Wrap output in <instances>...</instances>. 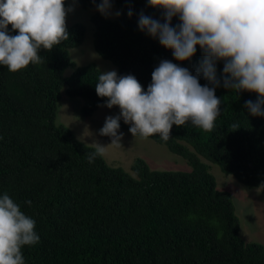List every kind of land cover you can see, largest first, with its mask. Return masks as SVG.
Masks as SVG:
<instances>
[{
	"label": "trees",
	"instance_id": "16d2710c",
	"mask_svg": "<svg viewBox=\"0 0 264 264\" xmlns=\"http://www.w3.org/2000/svg\"><path fill=\"white\" fill-rule=\"evenodd\" d=\"M76 1L83 9L100 3ZM112 9L120 13L114 20L100 13L92 17L94 45L118 76L134 75L147 91L154 69L169 60L198 75L202 86L215 87L221 114L211 132L189 123L173 125L167 142L150 137L185 159L190 171L152 170L138 158L130 174L104 157L89 163L87 153L94 148L57 124L63 90L85 100L84 117L107 102L95 91L102 72L71 60L70 50L85 40L84 25L67 24L69 39L51 52L41 49V64L16 73L0 65V195L7 192L36 221L40 237L23 249L25 264H264V245L241 238L232 194L218 188L201 160L264 193V117L245 107L258 94L224 87L223 61L216 63L219 86L198 74L204 60L199 45L191 60L178 61L158 37L142 31L141 12L165 22L163 10L148 0H112ZM179 23L173 17L172 27ZM9 34L18 32L9 25ZM70 67L73 72L64 76ZM129 128L120 121V129Z\"/></svg>",
	"mask_w": 264,
	"mask_h": 264
},
{
	"label": "clouds",
	"instance_id": "9594fccd",
	"mask_svg": "<svg viewBox=\"0 0 264 264\" xmlns=\"http://www.w3.org/2000/svg\"><path fill=\"white\" fill-rule=\"evenodd\" d=\"M148 4L163 10L165 22L141 12L142 31L158 37L178 61L191 60L199 45L204 60L198 74L202 71L213 85L220 84L216 63L223 61L224 87L235 93L258 94L257 100L247 101L245 107L252 116L264 117V0H148ZM111 9L112 0L97 4L102 15H110ZM68 11L65 0H0V65L16 73L43 63L41 49L51 52L69 39ZM173 17L180 20L176 27H172ZM9 25L18 34H9ZM95 91L107 98L109 109L118 106L120 114L106 118L99 134L110 137L111 143H92L89 163L103 157L108 147L121 146V118L130 125L135 140L158 135L167 142L173 125L190 123L211 132L221 114L215 87L202 86L198 75L169 60L154 69L147 91L134 75L118 76L114 70L99 75ZM230 127L238 129L239 125ZM35 229L36 221L7 192L0 195V264H25L23 249L40 240Z\"/></svg>",
	"mask_w": 264,
	"mask_h": 264
},
{
	"label": "rangeland",
	"instance_id": "374dc122",
	"mask_svg": "<svg viewBox=\"0 0 264 264\" xmlns=\"http://www.w3.org/2000/svg\"><path fill=\"white\" fill-rule=\"evenodd\" d=\"M66 9H69L66 17L67 24L80 23L86 29V36L83 44L70 50L71 60L76 67L95 65L101 72L118 68L108 60H104L96 51L94 45L95 25L92 17L100 13L97 7L83 9L76 0H66ZM118 9H111V14L104 17L114 20ZM101 14V13H100ZM74 68L70 67L65 71L64 76H70ZM85 100L81 97H69L65 90L61 92L60 106L57 112V124L68 127L75 137L82 143L91 146L99 142L105 146L111 143V138L101 136L100 129L104 126L108 116L120 114L118 106L109 109L105 105L100 107L91 117L82 115V108ZM124 122L123 118H121ZM125 123V122H124ZM123 134L121 146H110L103 156L107 163L113 167H121L130 174L132 165L138 158L144 159L152 170L158 171H190L188 162L180 156L171 153L166 146L157 144L152 139H134L130 132L119 129ZM210 167L220 190L232 194L235 203L236 213L240 219V236L246 242H256L264 245V193L261 188L249 189L241 184L235 177L225 175L219 166L201 159Z\"/></svg>",
	"mask_w": 264,
	"mask_h": 264
}]
</instances>
